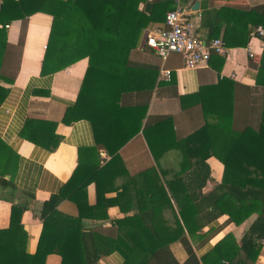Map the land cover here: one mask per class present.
<instances>
[{
    "label": "trees",
    "instance_id": "16d2710c",
    "mask_svg": "<svg viewBox=\"0 0 264 264\" xmlns=\"http://www.w3.org/2000/svg\"><path fill=\"white\" fill-rule=\"evenodd\" d=\"M0 1V25L23 21L35 13L51 17L41 74L62 70L83 58L87 60L76 100L64 111L61 123L87 121L94 145L101 146L110 157L101 166L98 162L85 168L78 165L60 192L43 202L39 214L41 229L33 254L26 252L27 235L20 223L32 195L19 192L11 182L0 179V187L12 194L17 191L24 198L17 203L7 200L11 207L8 227L0 230V264H44L46 256L51 254L60 258V264H95L101 256L112 252L121 256L122 264H176L167 247L177 241H182L185 247L184 264H253L261 247L258 242L262 240L264 246V112L255 130L246 127L234 131L224 124L226 137L214 148L206 141V127L178 140L168 120L153 124V130L160 137L169 135L162 140L146 141L151 155L170 147H183L185 159L182 161L195 171L174 175L165 183L154 168L129 177L125 175L126 180L115 187V196L104 198L117 176V167L122 170L118 149L140 127L139 120L136 128L130 129L126 110L118 104L122 74L142 30L151 23L163 24L166 13L174 9V0ZM146 2L151 5L148 14L138 9ZM222 11L228 10H219L218 14ZM231 14L235 19L225 22L221 36L226 48L244 47L251 28L264 29V9H233ZM216 37L214 33L209 40ZM260 39L263 49L256 84L264 88V36ZM8 46L4 29L0 28V76L13 79V64L7 62ZM54 127L55 123L28 115L18 136L52 152L60 140L54 135ZM210 154L217 156L223 170L220 182L202 194L201 189L210 180L205 164ZM16 161L17 156L0 140V169L14 171ZM193 182L197 185L192 189ZM89 184L95 190L92 206L85 200ZM66 200L74 204L75 214L58 209ZM110 207H117L122 214L132 211L129 218L112 220L116 227L114 237H102L96 228L83 226L82 221L86 219L97 222L108 219L106 211ZM164 212H168L172 221L163 220ZM222 215L236 226L252 216L253 221L238 243L226 235L198 263L185 245L184 237ZM161 251H166L164 256Z\"/></svg>",
    "mask_w": 264,
    "mask_h": 264
},
{
    "label": "crops",
    "instance_id": "0c3cea01",
    "mask_svg": "<svg viewBox=\"0 0 264 264\" xmlns=\"http://www.w3.org/2000/svg\"><path fill=\"white\" fill-rule=\"evenodd\" d=\"M178 2L188 9L187 21L194 37L204 43L214 33L216 39L221 40L225 22H232L230 18L235 19L231 14L233 9H264V0ZM219 10L228 11L218 14ZM51 23L50 16L35 13L23 21L7 23L8 29H4L5 40L9 45L7 62L13 64L15 75L13 79L0 76V140L17 156V161L14 171L0 169V179L11 182L17 191L32 195V201L26 203L28 210L20 217L27 235L28 254H33L36 249L43 202L60 192L78 165L85 168L90 163L98 162L101 166L110 158L101 146L94 145L91 126L87 121L78 120L68 125L61 123L64 111L71 108L76 100L87 60L83 58L62 70L41 74V62ZM240 25L242 27V22ZM162 27L163 24L151 23L142 30L129 56V65L121 77L118 104L126 110L130 129L136 128L139 120L140 127L117 151L122 170L117 167V176L104 194L107 199L115 196V187L126 180L125 175L129 177L154 168L164 182L174 175L195 171L182 161L185 159L183 147H170L151 155L146 141L162 140L169 135L160 137L153 130V124L168 120L173 135L178 140L206 127V141L214 148L223 136L226 137L224 133L227 127L223 128L224 124L234 131H241L246 127L255 130L263 117L264 88L256 84L263 43L260 38L252 35V28L244 47L226 48L225 56L212 55L205 64L187 69L181 55L169 54L161 61L144 48V31ZM246 29H249V25H246ZM249 52L252 54L251 58L248 56ZM162 71L168 72V80L164 78ZM28 115L55 123L53 132L60 140L54 151H46L18 136ZM216 158L217 156L210 154L205 160L210 180L201 189L202 194L221 180L223 168ZM196 185L197 183H191V188ZM17 191L12 194L0 187V230L6 229L9 223L11 203L7 200H13V203L24 201V198L17 195ZM85 200L88 206L95 203L93 184L86 187ZM58 209L75 214L74 204L67 200L62 201ZM106 214L108 219L105 221L86 219L82 221L83 226L87 229L96 228L102 237H114L116 227L112 225V220L129 218L132 211L122 214L117 207H110ZM162 218L172 221L168 212H164ZM252 221L253 216L236 226L227 216L222 215L192 235H185V245L199 263V258L224 236L231 235L238 243ZM258 244L261 247L253 264H264L263 241ZM167 249L176 264L185 263L187 255L182 241L171 243ZM122 262L121 256L112 252L101 256L95 264ZM44 264H60V258L54 254L48 255Z\"/></svg>",
    "mask_w": 264,
    "mask_h": 264
},
{
    "label": "built area",
    "instance_id": "2783aa9c",
    "mask_svg": "<svg viewBox=\"0 0 264 264\" xmlns=\"http://www.w3.org/2000/svg\"><path fill=\"white\" fill-rule=\"evenodd\" d=\"M174 2V9L166 13L162 28L144 31V48L150 50L161 61H164L169 54L181 55L187 69H195L205 64L212 55L225 56L227 49L220 39H212L204 43L194 37L187 21L188 9L180 5L178 0ZM0 28L6 30L8 25H0ZM252 35L260 38L264 36V29L257 27ZM248 56L252 57L251 52ZM162 75L168 80L167 71H162Z\"/></svg>",
    "mask_w": 264,
    "mask_h": 264
},
{
    "label": "water",
    "instance_id": "95a60500",
    "mask_svg": "<svg viewBox=\"0 0 264 264\" xmlns=\"http://www.w3.org/2000/svg\"><path fill=\"white\" fill-rule=\"evenodd\" d=\"M150 7H151L150 3H149V2H146V3H144L143 5H140V6L138 7V9H139V10H142L144 13L148 14L149 11H150Z\"/></svg>",
    "mask_w": 264,
    "mask_h": 264
},
{
    "label": "rangeland",
    "instance_id": "374dc122",
    "mask_svg": "<svg viewBox=\"0 0 264 264\" xmlns=\"http://www.w3.org/2000/svg\"><path fill=\"white\" fill-rule=\"evenodd\" d=\"M164 253H166V251H161V255L162 256H164ZM161 258V257H160ZM162 259V258H161ZM161 259H160V261H161ZM160 264H161V262H160Z\"/></svg>",
    "mask_w": 264,
    "mask_h": 264
}]
</instances>
